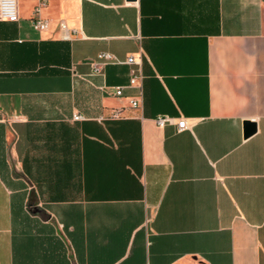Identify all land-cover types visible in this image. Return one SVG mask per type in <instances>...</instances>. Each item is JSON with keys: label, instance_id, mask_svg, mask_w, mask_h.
<instances>
[{"label": "crops", "instance_id": "1", "mask_svg": "<svg viewBox=\"0 0 264 264\" xmlns=\"http://www.w3.org/2000/svg\"><path fill=\"white\" fill-rule=\"evenodd\" d=\"M18 11L0 19V264H264V0Z\"/></svg>", "mask_w": 264, "mask_h": 264}, {"label": "built area", "instance_id": "2", "mask_svg": "<svg viewBox=\"0 0 264 264\" xmlns=\"http://www.w3.org/2000/svg\"><path fill=\"white\" fill-rule=\"evenodd\" d=\"M44 2H41L37 7H36V13L38 14L39 10L41 7L44 5ZM19 16V11H18V0H0V19L2 20H17ZM33 25L34 27L39 30V31H44L48 28V21L41 18L40 16H35L33 19ZM100 59H103L105 62H110V61H116V58L113 57L110 54L107 53H101L100 54ZM126 63L133 66L136 64V61L134 57H129L126 60ZM97 70H100L99 67H97ZM143 79L142 72L139 69L131 68V74H130V86L134 85H140L141 86V80ZM139 86V87H140ZM114 94L116 96H121L123 94V87L119 86L116 87L114 90ZM131 104L133 107H138L139 106V100H132ZM120 116V111L115 110L113 111V117H119ZM76 120H82L83 116L81 115H76L75 116ZM156 124L163 128L167 125H176L179 131L189 129L191 127L190 122L186 118H174L168 115H161L155 118Z\"/></svg>", "mask_w": 264, "mask_h": 264}, {"label": "water", "instance_id": "3", "mask_svg": "<svg viewBox=\"0 0 264 264\" xmlns=\"http://www.w3.org/2000/svg\"><path fill=\"white\" fill-rule=\"evenodd\" d=\"M257 131L256 122L245 121L244 122V136L245 138L253 135Z\"/></svg>", "mask_w": 264, "mask_h": 264}]
</instances>
